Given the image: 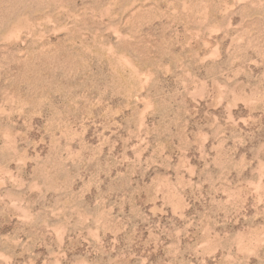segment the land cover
Here are the masks:
<instances>
[{
	"label": "rangeland",
	"instance_id": "374dc122",
	"mask_svg": "<svg viewBox=\"0 0 264 264\" xmlns=\"http://www.w3.org/2000/svg\"><path fill=\"white\" fill-rule=\"evenodd\" d=\"M0 264H264V0H0Z\"/></svg>",
	"mask_w": 264,
	"mask_h": 264
}]
</instances>
